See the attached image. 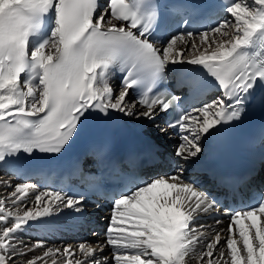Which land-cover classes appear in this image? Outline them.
<instances>
[{
	"label": "snow or ice",
	"instance_id": "snow-or-ice-1",
	"mask_svg": "<svg viewBox=\"0 0 264 264\" xmlns=\"http://www.w3.org/2000/svg\"><path fill=\"white\" fill-rule=\"evenodd\" d=\"M158 7L157 0H0V164L22 154H61L89 120L108 119L111 112L155 122L177 109L159 131L175 129L180 137L174 150L180 163L171 175L130 178L113 197L106 238L98 247L79 244L82 259L74 258L71 246L48 248L26 264H264V193L246 210L225 211V237L217 232L205 240L203 226L193 225L217 202L185 176V165L204 154L202 141L240 121L249 98L264 87V0H227L228 18L200 33L205 47L193 41L190 54L181 47L193 37L190 31L163 41L149 38V29L159 26ZM258 36L260 46L254 47ZM182 64L206 70L219 93L185 109L181 97L159 91L168 66ZM116 68L122 74L118 95L110 86ZM187 83L196 94L208 86L199 72ZM136 88L141 91L127 104ZM0 185L12 189L0 197V264L46 247L37 241L25 250L18 239L30 221L63 209L79 212L85 199L79 192L48 189L35 194L25 210L36 185ZM108 246L111 257L104 256Z\"/></svg>",
	"mask_w": 264,
	"mask_h": 264
},
{
	"label": "bare ground",
	"instance_id": "bare-ground-1",
	"mask_svg": "<svg viewBox=\"0 0 264 264\" xmlns=\"http://www.w3.org/2000/svg\"><path fill=\"white\" fill-rule=\"evenodd\" d=\"M225 18H228V14H226ZM211 33H208V35ZM194 36H200V33L194 34ZM210 38V37H209ZM259 36L257 37L254 44H258ZM195 43L203 49L204 45H201L200 39L195 40ZM192 44V43H191ZM191 44L187 45V50L191 53L192 48ZM135 116H131L134 119ZM171 152V151H170ZM172 154L174 156L175 162L178 165L180 162L175 158L174 151L172 150ZM192 165H185V176L189 178H194L198 184L202 185L203 188L209 192V184L204 178V175L200 172L191 171ZM174 171V169H173ZM171 175V172L168 174H164L162 177H167ZM0 180L9 182L12 186L19 183H29L26 181H18L11 178L8 174L0 171ZM11 188L0 185V197H6ZM45 190H38L37 188L33 193L29 194V198L26 201L25 205L22 207L26 210L27 207L33 206L34 195L39 192H43ZM80 211L77 212L74 209H63L60 213H53L49 216L40 218V222L30 221L28 226L22 229L17 233V237L20 241L23 242V245L26 246L25 250L31 248L37 241H43L45 244V248L37 249L33 252H30L27 256H17L12 264H26V260L31 259L33 256H39L43 251L48 248L51 249H62L65 246H71L77 252V256L74 258H83L79 254L78 245L81 243H86L91 245L92 247H98L100 243L105 241V233L109 224V220L111 217V209L99 212L95 210L93 207H82V204L78 205ZM92 222H98L102 229H98L96 227L91 226ZM219 221V223H218ZM120 221L118 220L117 223ZM230 220L220 219V220H210V221H202L201 223L195 222L194 227L200 228L202 227V232L204 235L210 233L212 234L211 238L215 236L217 232L220 233L221 237L225 236L226 229ZM64 228H70L75 231V234L64 232ZM208 231V233L206 232ZM55 234L57 236L55 237ZM238 237V234H237ZM210 238V239H211ZM82 239H90V241L85 242ZM70 242V243H69ZM104 256L111 257L112 249L110 246L105 248ZM57 259H62V257H56ZM50 264V261H49ZM114 264V261L112 262ZM190 264H197V261L194 259L190 260ZM206 264V262H205Z\"/></svg>",
	"mask_w": 264,
	"mask_h": 264
},
{
	"label": "rangeland",
	"instance_id": "rangeland-1",
	"mask_svg": "<svg viewBox=\"0 0 264 264\" xmlns=\"http://www.w3.org/2000/svg\"><path fill=\"white\" fill-rule=\"evenodd\" d=\"M195 38L193 39V41H195V40H197V39H200V36H194ZM210 37V38H209ZM208 38L209 39H212V35L211 34H209L208 35ZM198 46V45H197ZM199 47V46H198ZM189 52V51H188ZM174 151V150H173Z\"/></svg>",
	"mask_w": 264,
	"mask_h": 264
}]
</instances>
